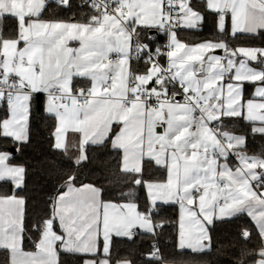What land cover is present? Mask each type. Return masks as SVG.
I'll use <instances>...</instances> for the list:
<instances>
[{"label":"snow or ice","instance_id":"1","mask_svg":"<svg viewBox=\"0 0 264 264\" xmlns=\"http://www.w3.org/2000/svg\"><path fill=\"white\" fill-rule=\"evenodd\" d=\"M240 36L264 44V0H0V140L21 151L43 94L64 164L54 194L30 206L27 167L0 150V188L11 185L0 264H136L114 259L115 238L147 239L141 264H199L215 225L243 216L232 264H264V46L233 47ZM101 155L111 159L97 183L84 169ZM170 205L179 220L166 257Z\"/></svg>","mask_w":264,"mask_h":264},{"label":"trees","instance_id":"2","mask_svg":"<svg viewBox=\"0 0 264 264\" xmlns=\"http://www.w3.org/2000/svg\"><path fill=\"white\" fill-rule=\"evenodd\" d=\"M66 13H61L60 18L66 19ZM46 19L52 18V9H49ZM229 26V23H228ZM3 32L5 35H11L16 30V21L6 17L3 22ZM230 28V27H229ZM213 30L211 23L206 24L204 31L200 33L201 36H206ZM193 33L181 32L180 38L183 40L191 41ZM165 38L161 37L157 40L160 43ZM229 43L233 46H264L261 44L260 39H251L243 36L238 37L235 40H230ZM253 87L251 85L246 86L245 98H248L252 94ZM44 95L39 94L33 104V115L30 120V139L29 142L21 147L19 153L13 152L12 163L24 164L27 167V188L21 195H25L29 199V204L35 205L46 200L49 196L53 195L57 185V176L54 172V168L63 167L62 158L57 152L52 149V136L53 121L45 116L43 112ZM238 130L243 125L242 121H234ZM262 142L259 137L255 138V142L250 139V150H258V146ZM15 146L10 140H0V150L11 151V148ZM111 157L101 155L98 161H94L87 165L84 169V174L90 180H94L97 183H104L102 179V173L104 171L105 162L110 160ZM151 175L154 178L163 179L166 173L162 169L153 168ZM11 185L5 184L0 188V194L9 191ZM161 217L169 221L165 234L161 237L159 244L163 249L165 256L170 257L176 252L175 244L177 240L178 230V205L165 206L161 209ZM243 223H249V218L243 216L230 223H217L212 232L213 236V249L210 253L204 256L195 257L199 264H232L235 258L237 248L233 247V244L237 240L238 226ZM147 239L137 238L135 243L129 242L126 239L115 238L113 257L114 259H123L125 257L132 258L136 261V264H141L140 253L148 250ZM25 250H34L31 244L25 246ZM189 259L191 257H188ZM67 260L69 258L62 257Z\"/></svg>","mask_w":264,"mask_h":264},{"label":"crops","instance_id":"3","mask_svg":"<svg viewBox=\"0 0 264 264\" xmlns=\"http://www.w3.org/2000/svg\"><path fill=\"white\" fill-rule=\"evenodd\" d=\"M227 23H229V27H230V17L228 18V21H227ZM183 40V39H182ZM220 50H217V53L216 54H220V55H222L223 53L222 52H219ZM253 92H254V88H253V90H252V94H253ZM251 94V96L250 97H248V98H246V99H252L253 98V95ZM158 131H162V129H158ZM12 163V162H11ZM12 164H17V163H12ZM178 220H179V207H178ZM27 251H31V250H27Z\"/></svg>","mask_w":264,"mask_h":264},{"label":"water","instance_id":"4","mask_svg":"<svg viewBox=\"0 0 264 264\" xmlns=\"http://www.w3.org/2000/svg\"><path fill=\"white\" fill-rule=\"evenodd\" d=\"M219 52H221V51H219ZM11 151H12V152H15V151H14V148H11Z\"/></svg>","mask_w":264,"mask_h":264},{"label":"built area","instance_id":"5","mask_svg":"<svg viewBox=\"0 0 264 264\" xmlns=\"http://www.w3.org/2000/svg\"><path fill=\"white\" fill-rule=\"evenodd\" d=\"M165 42V39L161 42V44H163ZM179 98V97H178Z\"/></svg>","mask_w":264,"mask_h":264}]
</instances>
